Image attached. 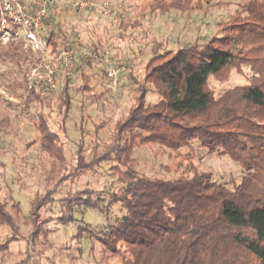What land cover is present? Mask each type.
Instances as JSON below:
<instances>
[{
  "label": "trees",
  "instance_id": "1",
  "mask_svg": "<svg viewBox=\"0 0 264 264\" xmlns=\"http://www.w3.org/2000/svg\"><path fill=\"white\" fill-rule=\"evenodd\" d=\"M73 3L57 0L51 9L54 31L48 42L53 51L64 40L81 49L114 51V42L105 37L106 25L105 34L81 35L79 24L93 16L108 19L121 38L131 39L125 33L135 27V20L116 13L104 18L95 9L80 13ZM162 7L161 0L151 4L145 17ZM128 13L137 14L134 7ZM222 32L204 46L154 51L140 68L141 80L134 73V61L112 52L116 63L128 68L120 76L116 97L106 87L108 78L101 67L82 61L72 76L61 70L53 85L36 84L24 92V115L36 135L27 148L37 146L46 159L48 186L44 195L35 192L31 198L28 220L33 239L25 243L26 257L15 264H35L31 245L44 234L45 215L55 211L59 224L77 228L68 248L76 247L78 259L83 255L79 241L87 232L103 246L106 264H264V0L241 5ZM26 52L30 72L36 57ZM242 65L255 73L252 82L216 98L208 87L210 78ZM123 79L128 92L134 84L140 94L112 124L99 120L98 125L95 118L103 106L123 98ZM146 86L158 96L154 103L148 102ZM77 98L79 138L72 141L67 120ZM88 108L96 111L93 117ZM123 140L125 145L117 149ZM193 141L238 163L245 171L241 182L230 189L193 163L179 164L172 169V178L139 171L135 152L142 145L157 143L179 150ZM94 182L103 184L101 189H92ZM90 210L104 214L107 225L96 230L80 227L75 215ZM6 229L11 236L0 244V251H8L20 240L15 217L0 198V233Z\"/></svg>",
  "mask_w": 264,
  "mask_h": 264
},
{
  "label": "rangeland",
  "instance_id": "2",
  "mask_svg": "<svg viewBox=\"0 0 264 264\" xmlns=\"http://www.w3.org/2000/svg\"><path fill=\"white\" fill-rule=\"evenodd\" d=\"M249 1L161 0L162 9L159 8L154 11L155 13H149L150 15L146 14L145 17V11L151 4L158 5V0H110L118 5L116 14L124 18L129 17L128 20L131 21L135 20L133 23L135 27L130 28L128 34L125 33L126 37L132 35L130 40L121 38V34L115 31L114 24L108 19L99 20L94 16L90 21L79 24L78 29L83 38H88L105 34L103 27L108 26L109 33L105 37L114 42L115 49L112 52L119 53L123 60L134 61L133 66L136 69L134 73L141 80L140 68L152 58L154 51H177L195 44L204 46L210 37L222 34L228 22L241 10V5ZM135 5L140 6L135 7ZM131 7H134L136 15L128 13ZM26 51L19 41L13 39L4 41V38L0 37V198L14 215L18 226L17 236L20 238L8 251H0V264H15L26 257L25 243L31 242L34 231L33 225L28 220L32 211L31 198L35 196V192L44 195L45 187L48 186L45 180L46 159L40 155L37 146L27 148L28 143L36 140V135L31 120L24 115L21 101V96L26 90V78L30 67V59ZM94 68L91 70L93 71ZM127 71L128 68L125 69V72ZM254 77L252 68L242 65L227 74L210 78L208 87L218 98L225 91L236 86L250 84ZM123 85H125L123 98L103 106L102 114L95 118L98 125L99 120H106L112 124L124 110L128 109V102L140 94V90L136 89L134 84L128 92L129 85L125 79ZM148 87H145L148 89V102L154 103L158 96ZM79 101L78 98L74 100L67 120L72 141H77L79 138L75 128L76 124L80 123ZM87 112L93 117L96 111L88 108ZM89 127L92 132V124H89ZM124 143V140L122 143H117L116 148L120 149L125 145ZM135 156L139 171L152 177L172 178L174 175L172 169H176L179 164L185 167L193 163L199 169L211 172L214 181L233 189L245 174L238 163L229 157L205 150L198 141H193L190 146L179 150L165 149L157 143L144 144L136 150ZM86 181L87 179L83 180L82 184L85 185ZM101 185L103 184L94 182L90 187L101 189ZM55 212L45 215L46 221L41 224L44 234H39L31 245L35 251L31 256L35 264H106L108 262L100 241L87 232L79 241L82 258H75L76 247L69 249L68 246L72 244L77 228L72 223L59 224L58 212ZM75 216L80 227L85 228L87 225L96 230L107 225V217L96 211L77 213ZM8 230L0 233V244L7 236H11Z\"/></svg>",
  "mask_w": 264,
  "mask_h": 264
},
{
  "label": "built area",
  "instance_id": "3",
  "mask_svg": "<svg viewBox=\"0 0 264 264\" xmlns=\"http://www.w3.org/2000/svg\"><path fill=\"white\" fill-rule=\"evenodd\" d=\"M57 0H0V37L17 40L23 49L35 54L36 65L31 68L27 79V92L34 85H53L56 75L63 70L72 76L79 61L96 64L106 73V87L113 97L119 92V79L126 67L120 66L106 49H81L71 45L69 40L57 42L58 51L49 45L48 39L54 31L51 14ZM74 8L83 13L95 9L104 18L113 15L117 4L110 0H74ZM120 8V7H119Z\"/></svg>",
  "mask_w": 264,
  "mask_h": 264
}]
</instances>
